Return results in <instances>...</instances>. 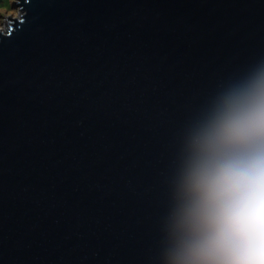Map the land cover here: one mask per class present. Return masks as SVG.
<instances>
[{"label":"water","instance_id":"water-1","mask_svg":"<svg viewBox=\"0 0 264 264\" xmlns=\"http://www.w3.org/2000/svg\"><path fill=\"white\" fill-rule=\"evenodd\" d=\"M19 9L0 42V264H159L190 127L264 62V0Z\"/></svg>","mask_w":264,"mask_h":264},{"label":"clouds","instance_id":"clouds-1","mask_svg":"<svg viewBox=\"0 0 264 264\" xmlns=\"http://www.w3.org/2000/svg\"><path fill=\"white\" fill-rule=\"evenodd\" d=\"M20 2L0 0V14H18ZM159 264H264V62L190 127Z\"/></svg>","mask_w":264,"mask_h":264},{"label":"snow or ice","instance_id":"snow-or-ice-1","mask_svg":"<svg viewBox=\"0 0 264 264\" xmlns=\"http://www.w3.org/2000/svg\"><path fill=\"white\" fill-rule=\"evenodd\" d=\"M23 0H21V3ZM19 5L12 4L11 7H18ZM27 17L25 16L24 19H21L19 16H12L9 14L5 17V22L2 26H0V42H2L3 38L5 37H11L13 35H16V29L15 25L20 24L21 30L24 23H26ZM9 29H12L10 32Z\"/></svg>","mask_w":264,"mask_h":264},{"label":"rangeland","instance_id":"rangeland-1","mask_svg":"<svg viewBox=\"0 0 264 264\" xmlns=\"http://www.w3.org/2000/svg\"><path fill=\"white\" fill-rule=\"evenodd\" d=\"M14 9H16L15 7H14ZM8 14H12L11 12H9ZM7 14V15H8ZM17 15V14H16ZM4 22H5V17L3 16V14H0V26H2L3 24H4Z\"/></svg>","mask_w":264,"mask_h":264},{"label":"trees","instance_id":"trees-1","mask_svg":"<svg viewBox=\"0 0 264 264\" xmlns=\"http://www.w3.org/2000/svg\"><path fill=\"white\" fill-rule=\"evenodd\" d=\"M12 8V7H11Z\"/></svg>","mask_w":264,"mask_h":264}]
</instances>
